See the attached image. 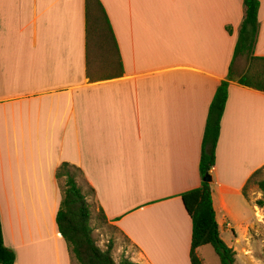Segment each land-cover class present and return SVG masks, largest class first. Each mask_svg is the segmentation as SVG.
Listing matches in <instances>:
<instances>
[{
  "label": "crops",
  "instance_id": "obj_1",
  "mask_svg": "<svg viewBox=\"0 0 264 264\" xmlns=\"http://www.w3.org/2000/svg\"><path fill=\"white\" fill-rule=\"evenodd\" d=\"M99 1L113 54L104 40L86 48L85 0H0L4 245L13 264H73L55 222V171L66 162L92 189L82 190L91 214L102 210L128 241V259L191 264L181 194L200 185L205 120L222 81L227 99L210 170L221 239L220 229L231 228L222 222L235 218L231 196H243L264 169V91L238 83L245 55L234 57L243 0ZM258 22L252 55L264 58V0ZM245 200L250 213L233 244L242 239L250 256L254 242L264 244V208Z\"/></svg>",
  "mask_w": 264,
  "mask_h": 264
},
{
  "label": "trees",
  "instance_id": "obj_2",
  "mask_svg": "<svg viewBox=\"0 0 264 264\" xmlns=\"http://www.w3.org/2000/svg\"><path fill=\"white\" fill-rule=\"evenodd\" d=\"M243 5L244 16L234 48V57L239 54L245 55L247 67L239 77L238 83L264 91V58L252 55L259 28V0H243ZM85 33L86 48L91 41L95 39L106 41L109 36L110 46L114 49L112 31L99 0H85ZM227 88L228 82L222 81L216 88L208 107L198 165L200 185L181 194L182 203L191 220L189 249L191 264H203L197 255V248L203 245H210L213 248L220 264H234L235 261V251L228 247L219 236L212 206L211 182L202 179L205 174H210L215 163V148L227 99ZM262 169L263 167L252 173L241 190L243 196L247 198L248 186L256 185L261 195L254 200V204L259 208H264V178L258 179ZM81 175L79 168L66 162L61 163L55 171V177L61 188V201L55 214V222L58 232L67 243L71 256L78 264H138L128 258L115 262L109 248L102 250L96 245L90 226V205L76 179ZM89 191L92 194L91 188ZM98 215L100 219L106 220L102 210L98 212ZM14 260L13 251L4 245L0 224V264H13Z\"/></svg>",
  "mask_w": 264,
  "mask_h": 264
},
{
  "label": "rangeland",
  "instance_id": "obj_3",
  "mask_svg": "<svg viewBox=\"0 0 264 264\" xmlns=\"http://www.w3.org/2000/svg\"><path fill=\"white\" fill-rule=\"evenodd\" d=\"M106 32V31H105ZM104 32V33H105ZM107 36V34H106ZM109 36L106 40L107 44L110 47V41ZM110 49V48H109ZM111 53H114L113 47H111ZM244 68L247 67V59L246 56H244ZM264 178V169H262L261 175L258 177ZM77 183H79L80 187H82V190L84 192H88L89 188L85 186L82 181H80V176L77 178ZM63 182V178L61 179ZM259 189L256 185L251 184L248 186V189L246 190V199L249 201H253L254 198L259 193ZM88 199L91 201V199L88 197ZM232 199V205H233V212L232 215L235 216V218L229 219L227 221L222 222V225H225V222H229L230 229L223 230L221 228V236L222 240L229 246L233 247L235 251V261L234 264H264V244L260 240H257L254 242L250 249L252 250L250 256H244L243 254L248 253V249L245 247H242V239L240 240V244H233L234 236L241 237V234L243 232V225L241 223H238L239 219L241 217L248 216L250 211L248 210V207L246 205L245 198L240 194L237 196H231ZM88 201L90 205V213L93 211L92 207L94 206L93 202ZM242 214V216H239ZM221 217L218 216V220H220ZM221 222V221H220ZM90 226L92 227V237L96 243L97 246H99L102 250H105L107 248L110 249V254L115 262H119L123 258H128L130 256V245L126 239L122 237L111 225H109L106 220H102L99 218L98 213H92L90 218ZM260 235V238L264 239V229H261L257 231ZM256 232V233H257ZM254 237V238H253ZM250 238V237H249ZM251 238L256 239V236H254V233L251 235ZM250 238V239H251ZM246 251H245V250ZM197 255L201 259L203 264H220L218 256L215 254L213 248L210 245H203L202 247L198 248ZM74 259V258H73ZM73 264H78L75 260H73Z\"/></svg>",
  "mask_w": 264,
  "mask_h": 264
},
{
  "label": "water",
  "instance_id": "obj_4",
  "mask_svg": "<svg viewBox=\"0 0 264 264\" xmlns=\"http://www.w3.org/2000/svg\"><path fill=\"white\" fill-rule=\"evenodd\" d=\"M202 179H203V181L210 182L211 181V176H210V174H205Z\"/></svg>",
  "mask_w": 264,
  "mask_h": 264
}]
</instances>
